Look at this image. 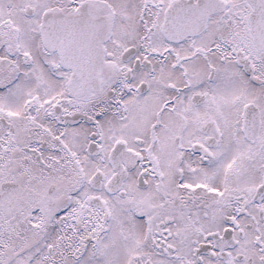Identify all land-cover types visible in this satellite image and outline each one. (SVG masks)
I'll return each instance as SVG.
<instances>
[{
    "label": "snow or ice",
    "instance_id": "snow-or-ice-1",
    "mask_svg": "<svg viewBox=\"0 0 264 264\" xmlns=\"http://www.w3.org/2000/svg\"><path fill=\"white\" fill-rule=\"evenodd\" d=\"M0 264H264V0H0Z\"/></svg>",
    "mask_w": 264,
    "mask_h": 264
}]
</instances>
